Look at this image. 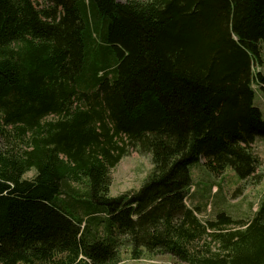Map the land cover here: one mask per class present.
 <instances>
[{"label": "trees", "instance_id": "obj_1", "mask_svg": "<svg viewBox=\"0 0 264 264\" xmlns=\"http://www.w3.org/2000/svg\"><path fill=\"white\" fill-rule=\"evenodd\" d=\"M36 1L0 0V264H264V196L187 204L202 161L262 180L264 0ZM130 149L153 170L111 197Z\"/></svg>", "mask_w": 264, "mask_h": 264}, {"label": "rangeland", "instance_id": "obj_2", "mask_svg": "<svg viewBox=\"0 0 264 264\" xmlns=\"http://www.w3.org/2000/svg\"><path fill=\"white\" fill-rule=\"evenodd\" d=\"M125 2L126 0H119ZM42 5V0L36 1ZM263 66H255V74L264 75V45H262ZM255 106L258 107L264 119V88L258 82L254 83ZM52 118H49L51 120ZM0 145H3L0 140ZM255 154L261 159L258 175L260 182L242 181L232 169H226L222 174H214L204 165V161L191 166L193 187L190 188L187 204L190 207H199V219L203 222L213 221L220 212H227L235 220L247 221L252 218L258 209V204L264 196V140H259L253 147ZM153 170L149 156H142L130 149L128 155L111 171V197H118L131 191H139ZM35 171L26 174L25 178H33ZM82 192L84 185H73ZM120 264H183L168 255H145L140 260H133L127 249L122 250Z\"/></svg>", "mask_w": 264, "mask_h": 264}]
</instances>
